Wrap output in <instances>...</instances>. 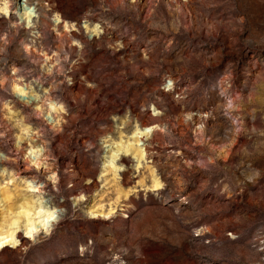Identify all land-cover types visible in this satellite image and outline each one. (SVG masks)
<instances>
[{"label":"rangeland","instance_id":"1","mask_svg":"<svg viewBox=\"0 0 264 264\" xmlns=\"http://www.w3.org/2000/svg\"><path fill=\"white\" fill-rule=\"evenodd\" d=\"M0 264H264V0H0Z\"/></svg>","mask_w":264,"mask_h":264},{"label":"bare ground","instance_id":"2","mask_svg":"<svg viewBox=\"0 0 264 264\" xmlns=\"http://www.w3.org/2000/svg\"><path fill=\"white\" fill-rule=\"evenodd\" d=\"M151 130V127H146V128H144V129H142L139 133H140V135L141 134H143V133H145V132H148V131H150ZM47 218V217H46Z\"/></svg>","mask_w":264,"mask_h":264}]
</instances>
